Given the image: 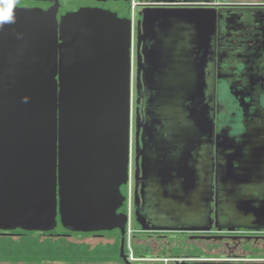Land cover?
Masks as SVG:
<instances>
[{
    "label": "water",
    "instance_id": "95a60500",
    "mask_svg": "<svg viewBox=\"0 0 264 264\" xmlns=\"http://www.w3.org/2000/svg\"><path fill=\"white\" fill-rule=\"evenodd\" d=\"M179 9L199 12L209 29L205 34H210L214 8L173 10ZM11 12L14 21L0 26V232L18 228L47 233L59 222L70 231L118 228L124 233L128 214L118 209L125 200L120 187L130 178L131 20L95 8H79L59 19L51 9L12 8ZM234 16L220 14L221 18ZM251 16L264 23L263 12ZM161 77L135 79L136 103L142 99L140 112L136 107L135 174L140 169L143 175L150 172V161L157 160L158 151L153 150L166 147L165 111L174 103L180 107L186 89V81L167 79L166 73ZM202 78L196 87L204 98L202 113L194 114L191 127L180 124L173 132L180 138L187 132L200 139L202 211L209 213L213 176L210 99L215 86L211 64L203 65ZM151 107L159 110L154 120ZM154 121L161 124L156 127ZM160 171L165 175L167 169ZM160 210L161 217L180 221L194 220L199 214L186 208ZM140 214L136 210L135 218L146 224L148 217Z\"/></svg>",
    "mask_w": 264,
    "mask_h": 264
},
{
    "label": "flooded vegetation",
    "instance_id": "af4514ba",
    "mask_svg": "<svg viewBox=\"0 0 264 264\" xmlns=\"http://www.w3.org/2000/svg\"><path fill=\"white\" fill-rule=\"evenodd\" d=\"M5 2L6 0H0V10L5 9ZM11 2L12 8L51 9L55 11L57 19L79 8H95L108 10L131 20L134 133L136 107L140 112L142 102L140 99L136 103V77L140 80L143 76L147 80H160L166 73L167 79L186 81L180 107L174 103L170 110L165 111L163 120L166 128L163 131L166 147H156L153 150L158 151L157 160L150 161L151 171L144 175L141 169L135 174L133 140L132 179L129 182L131 221L126 208L129 206L127 195L118 209L128 214L124 233L118 228L92 232L65 229L67 232H57V226L47 233L35 232L39 236L70 239L73 255L78 259L63 262L264 264V23L260 24L251 16L256 12L264 13V3L229 0ZM204 6L214 8L215 19L208 35L205 31L209 29H205L204 18L199 12L173 10ZM165 12L180 15H163ZM157 13L161 16L156 20L152 19ZM221 13L236 14V17L221 18ZM144 16L149 18L144 20ZM166 17L169 18L165 19ZM205 63L213 66L215 81L210 99V109L213 112V176L209 213L202 211L205 190L200 168V139L198 136H187V132H183L180 138L177 132H173L180 124L189 123L191 127L194 114L198 116L203 111L204 98L196 91V87L203 79ZM143 66L146 69L143 70ZM153 108L155 107H151L152 120L157 118L154 113L159 112L157 108ZM180 114L182 117L178 116ZM160 122L151 123L156 126ZM140 158L141 156L139 163ZM161 167H166L165 175L161 174ZM120 191L124 194L121 187ZM185 208L197 210V218L180 221L176 217L159 215L162 212L160 209L167 212ZM136 210L142 212L140 215L148 217L146 224H140L135 218ZM178 225L190 228L175 229ZM10 233L16 235L34 232H16L15 229L0 232ZM86 239H92L94 243L88 244Z\"/></svg>",
    "mask_w": 264,
    "mask_h": 264
},
{
    "label": "trees",
    "instance_id": "16d2710c",
    "mask_svg": "<svg viewBox=\"0 0 264 264\" xmlns=\"http://www.w3.org/2000/svg\"><path fill=\"white\" fill-rule=\"evenodd\" d=\"M210 0H203V2H208ZM228 1V0H220ZM229 1H246V2H256L264 3V0L252 1V0H229ZM57 229L55 231L62 232L66 231L58 222ZM16 232H28L21 229H15ZM67 232V231H66ZM16 236L18 239H13ZM35 232L24 233V234H0V238L5 239L0 242V262H27V263H41L45 261H70L74 260L73 247L67 244H56L53 245L50 242H44L43 245H38V241L33 240L38 238ZM23 238V241H19ZM24 238H29L26 242ZM32 238V239H31ZM51 238V237H48ZM52 239V238H51ZM50 241V240H49ZM256 264V263H252Z\"/></svg>",
    "mask_w": 264,
    "mask_h": 264
},
{
    "label": "rangeland",
    "instance_id": "374dc122",
    "mask_svg": "<svg viewBox=\"0 0 264 264\" xmlns=\"http://www.w3.org/2000/svg\"><path fill=\"white\" fill-rule=\"evenodd\" d=\"M252 1H258V0H252ZM134 80H133V77H132V86H131V125H130V135H131V161H130V172H129V180L132 179V156H133V140H134V120H133V113H134V96H135V93H134ZM131 182V180H130ZM121 188H122V192L124 193V195H127V184H123L121 185ZM131 188V187H130ZM131 194V192H130ZM131 195H129L130 197ZM130 198H129V206H127V212L129 213V217H130V221H131V212H132V205L130 204ZM131 206V207H130ZM129 221V222H130ZM52 238V239H51ZM51 238H48V237H45V236H39L38 238H34L33 240H36L38 241V245H43V243L46 241V242H50L52 243L53 245H56V244H67L69 243L70 239L69 238H57V237H51ZM13 239H18L16 236H14ZM32 239V238H31ZM5 239H2L0 238V242L4 241ZM29 238H24V241H28ZM50 240V241H49ZM19 241H23V238H20ZM86 242H88V244H92L94 243V241L92 239H86L85 240ZM63 261H45V262H41V263H27V262H16V263H10V262H0V264H68V263H65Z\"/></svg>",
    "mask_w": 264,
    "mask_h": 264
},
{
    "label": "clouds",
    "instance_id": "9594fccd",
    "mask_svg": "<svg viewBox=\"0 0 264 264\" xmlns=\"http://www.w3.org/2000/svg\"><path fill=\"white\" fill-rule=\"evenodd\" d=\"M5 9L7 10V15H3V13L5 11H3L2 13H0V26H2L4 23H11L14 21V17L12 15L11 9H12V2L11 0H6L5 5H4Z\"/></svg>",
    "mask_w": 264,
    "mask_h": 264
},
{
    "label": "built area",
    "instance_id": "2783aa9c",
    "mask_svg": "<svg viewBox=\"0 0 264 264\" xmlns=\"http://www.w3.org/2000/svg\"><path fill=\"white\" fill-rule=\"evenodd\" d=\"M129 182H130V181H128V184H127V191H128V192H127V196H128V200H129V198H130L129 195H130V192H131V188H130L131 185H130ZM128 205H129V204H128ZM129 233H130V231L128 230V234H129Z\"/></svg>",
    "mask_w": 264,
    "mask_h": 264
},
{
    "label": "snow or ice",
    "instance_id": "6c2138e0",
    "mask_svg": "<svg viewBox=\"0 0 264 264\" xmlns=\"http://www.w3.org/2000/svg\"><path fill=\"white\" fill-rule=\"evenodd\" d=\"M3 15H5V16L7 15V10H5V12L3 13Z\"/></svg>",
    "mask_w": 264,
    "mask_h": 264
}]
</instances>
